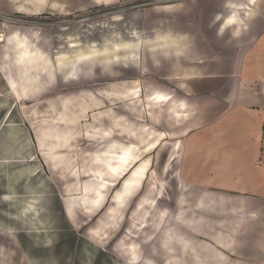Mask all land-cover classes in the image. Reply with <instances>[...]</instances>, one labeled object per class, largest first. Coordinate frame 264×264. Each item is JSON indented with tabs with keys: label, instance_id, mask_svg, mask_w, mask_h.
Here are the masks:
<instances>
[{
	"label": "crops",
	"instance_id": "0c3cea01",
	"mask_svg": "<svg viewBox=\"0 0 264 264\" xmlns=\"http://www.w3.org/2000/svg\"><path fill=\"white\" fill-rule=\"evenodd\" d=\"M119 1L0 12L67 20ZM0 32V139L25 153L29 135L32 177L46 168L75 229L96 220L87 242L126 264H264V0ZM175 222L186 238L162 231Z\"/></svg>",
	"mask_w": 264,
	"mask_h": 264
},
{
	"label": "rangeland",
	"instance_id": "374dc122",
	"mask_svg": "<svg viewBox=\"0 0 264 264\" xmlns=\"http://www.w3.org/2000/svg\"><path fill=\"white\" fill-rule=\"evenodd\" d=\"M178 1L202 0H121L112 6L83 11L81 18L88 20L83 21L82 25L98 22L115 13H131L148 7L172 5ZM19 142L20 145L16 143V134L0 139V264H126L124 260L116 258L109 248L87 242L86 234L92 228H97L96 220L81 230L73 227L64 212V205L55 195L46 168L39 165V175L32 177V162H39V159L29 152L34 146L29 135L25 153L21 140ZM177 211L171 215L182 214L180 210ZM180 227L175 222L173 225L166 224L162 231L167 233L171 228L177 234V239L186 238V233ZM122 234L123 230L118 234L119 238ZM97 250L106 252L101 256L97 255ZM146 250L147 259L154 263L152 245L147 246Z\"/></svg>",
	"mask_w": 264,
	"mask_h": 264
},
{
	"label": "built area",
	"instance_id": "2783aa9c",
	"mask_svg": "<svg viewBox=\"0 0 264 264\" xmlns=\"http://www.w3.org/2000/svg\"><path fill=\"white\" fill-rule=\"evenodd\" d=\"M88 20V18L74 17L71 19H60L50 16H35L30 17L23 14L19 15H6L0 12V26L11 25L15 27H30V28H65L71 25H81L83 21ZM5 34L0 32V46L5 43Z\"/></svg>",
	"mask_w": 264,
	"mask_h": 264
},
{
	"label": "bare ground",
	"instance_id": "6f19581e",
	"mask_svg": "<svg viewBox=\"0 0 264 264\" xmlns=\"http://www.w3.org/2000/svg\"><path fill=\"white\" fill-rule=\"evenodd\" d=\"M116 173H118V172H116ZM99 174V173H98Z\"/></svg>",
	"mask_w": 264,
	"mask_h": 264
}]
</instances>
